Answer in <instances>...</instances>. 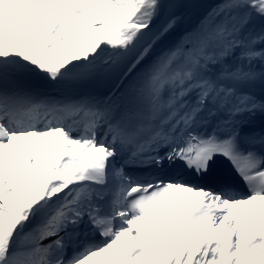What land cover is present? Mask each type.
<instances>
[{
	"label": "snow or ice",
	"instance_id": "snow-or-ice-1",
	"mask_svg": "<svg viewBox=\"0 0 264 264\" xmlns=\"http://www.w3.org/2000/svg\"><path fill=\"white\" fill-rule=\"evenodd\" d=\"M0 264H264V0H0Z\"/></svg>",
	"mask_w": 264,
	"mask_h": 264
}]
</instances>
